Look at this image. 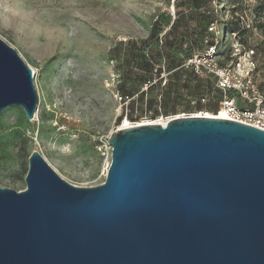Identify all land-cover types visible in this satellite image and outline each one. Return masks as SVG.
Returning <instances> with one entry per match:
<instances>
[{
    "label": "water",
    "instance_id": "95a60500",
    "mask_svg": "<svg viewBox=\"0 0 264 264\" xmlns=\"http://www.w3.org/2000/svg\"><path fill=\"white\" fill-rule=\"evenodd\" d=\"M33 119V71L0 38V112ZM105 180L77 186L36 150L0 186V264H264V130L206 115L119 127Z\"/></svg>",
    "mask_w": 264,
    "mask_h": 264
},
{
    "label": "rangeland",
    "instance_id": "374dc122",
    "mask_svg": "<svg viewBox=\"0 0 264 264\" xmlns=\"http://www.w3.org/2000/svg\"><path fill=\"white\" fill-rule=\"evenodd\" d=\"M207 10L217 31L221 21L227 23L217 32L222 49L236 40L255 49L257 81L264 94V0H210ZM192 11L191 0H0V38L32 69L37 94L31 120L18 105L0 112V186L25 188L34 150L67 182L96 186L105 180L106 162L98 146L124 121L133 125L136 118L140 123L214 112L198 109L191 97L183 99L175 114L150 118L145 102L159 99V93H146L142 71L134 68L121 75L108 56L117 40L146 38L155 18L160 37L176 20L174 25L185 26V41L194 38L201 27ZM242 28L244 34L239 33ZM161 51L164 65L170 51L165 46ZM177 56H182L179 51ZM170 74L161 73L160 88ZM124 87L135 89L133 108L130 99L120 98ZM210 103L216 111L217 97Z\"/></svg>",
    "mask_w": 264,
    "mask_h": 264
},
{
    "label": "trees",
    "instance_id": "16d2710c",
    "mask_svg": "<svg viewBox=\"0 0 264 264\" xmlns=\"http://www.w3.org/2000/svg\"><path fill=\"white\" fill-rule=\"evenodd\" d=\"M209 1L191 0L193 11L190 14L193 15L194 21L198 22L201 27L199 33L192 39L185 41V26L174 25L176 20L170 26L168 35L165 33L160 37L161 25L159 20L155 18L146 38L117 40L108 49V56L115 61V68L121 75L124 70L127 72L134 68L138 69L142 71L143 80L147 84L146 93L152 94L154 91L159 93V99L150 97L145 102L147 112L150 114L149 117L152 119L157 118L160 113H165V115L175 114L184 98L193 97L198 109L207 108L212 111L216 109V106L210 103V98L207 103H201L200 101V98L204 95L216 96L217 102L219 101L220 93L217 90L212 95L210 94L214 84L212 77L209 75H198L194 73L193 69L184 65L188 58H191L197 52H202L207 44H214L213 34L208 31V27L211 23H215L216 20L211 12L207 10ZM226 25L227 23L221 21L219 24L220 29L225 30ZM245 32L244 28L239 30L241 34ZM231 33L235 32L231 31ZM161 46H165L170 51L167 55L168 60L164 62V65H161L163 60ZM220 46H216V55L220 58V63L224 64L231 59L230 48L228 46L226 49H222ZM146 48H148L146 52L149 54L145 53L144 50ZM178 51L181 53V57L177 56ZM163 71L171 74L168 81L160 88L159 80ZM154 78L157 80L152 83ZM157 81L159 82L157 83ZM134 94L135 89L124 87L121 89L120 98L123 101L130 99L129 101L131 102L129 104L133 108ZM144 116L147 117V114ZM135 122H138L137 118Z\"/></svg>",
    "mask_w": 264,
    "mask_h": 264
},
{
    "label": "built area",
    "instance_id": "2783aa9c",
    "mask_svg": "<svg viewBox=\"0 0 264 264\" xmlns=\"http://www.w3.org/2000/svg\"><path fill=\"white\" fill-rule=\"evenodd\" d=\"M219 30L220 27H218ZM208 31L215 34L214 44H207L202 52H197L188 58L184 65L193 69L194 73L209 75L214 80L210 94L217 90L220 93V99L219 107L211 113L212 116L238 121L264 130V94L257 81L258 61L255 49L237 40L233 41L229 44L231 59L221 64L220 58L216 55V46H220L221 39L215 23L209 25ZM231 35L235 37L236 33ZM209 98L211 97L204 95L200 101L207 103ZM98 150L106 161L102 170L105 178L111 163L112 148L107 141L102 142Z\"/></svg>",
    "mask_w": 264,
    "mask_h": 264
},
{
    "label": "bare ground",
    "instance_id": "6f19581e",
    "mask_svg": "<svg viewBox=\"0 0 264 264\" xmlns=\"http://www.w3.org/2000/svg\"><path fill=\"white\" fill-rule=\"evenodd\" d=\"M197 115V114H196ZM203 115H206V116H212L213 114H208V113H206V114H203ZM180 116H182V115H180ZM164 121V120H163ZM162 120H160V121H153V122H163ZM152 121H150V122H140V123H151ZM137 124H139L138 122H137ZM130 125H132V124H129L127 121H124L122 124H121V126L120 127H128V126H130Z\"/></svg>",
    "mask_w": 264,
    "mask_h": 264
}]
</instances>
